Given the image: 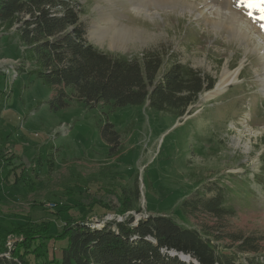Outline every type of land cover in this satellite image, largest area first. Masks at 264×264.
<instances>
[{
    "label": "rangeland",
    "instance_id": "1",
    "mask_svg": "<svg viewBox=\"0 0 264 264\" xmlns=\"http://www.w3.org/2000/svg\"><path fill=\"white\" fill-rule=\"evenodd\" d=\"M76 1L87 40L102 50L132 57L164 47L210 75L215 87L225 71L238 69L237 77L215 95L202 94L187 119L147 105L86 107L76 100L52 110V88L18 70L22 47L13 33L0 30V85L6 95L0 144L10 145L27 170L23 181L0 186L4 247L13 250L26 241L34 261L46 264L51 255L42 249L54 241L64 244L57 234L68 219L100 227L128 215L135 222L165 214L200 229L216 222L204 215L182 217L179 203L198 187L230 180L237 191L249 184L254 192L233 198L229 204L235 214L220 224L225 232L261 236L259 252L241 254L237 261L246 264L247 257H257L256 264H264V189L254 182V175H264V0ZM104 29L107 33L98 37ZM118 34L124 44L112 43ZM106 123L121 133L116 155H109L99 135ZM135 177L141 197L124 215L119 212L122 189L131 188ZM53 219L37 232L32 228L26 234L20 227L9 233L26 220ZM219 243L229 245V238Z\"/></svg>",
    "mask_w": 264,
    "mask_h": 264
},
{
    "label": "trees",
    "instance_id": "2",
    "mask_svg": "<svg viewBox=\"0 0 264 264\" xmlns=\"http://www.w3.org/2000/svg\"><path fill=\"white\" fill-rule=\"evenodd\" d=\"M81 9L76 0H0V30L13 33L22 47L23 65L18 70L35 75L52 88L48 101L52 110L64 109L76 100L86 107L147 105L182 118L192 114L200 96L215 87L210 75L183 63L164 47L146 49L132 57L98 48L86 38ZM5 99L0 85V109ZM99 135L109 155L119 153L121 133L113 124L106 123ZM24 165L10 145L0 144V186L7 188L23 181L27 172ZM254 178L264 189V175ZM242 181L246 183L240 178ZM227 182L198 187L179 203L182 217L208 216L216 222L213 225L185 227L165 214H150L135 222L128 215L120 221H103L100 227L68 219L57 234L63 236L64 244L56 246L54 241L50 249L48 244L42 249L51 255L46 264H242L237 261L239 255L258 253L261 236L225 232L220 221L235 214L229 204L233 198H248L254 191L249 184L237 191L236 183ZM140 197L135 177L131 188L122 189L119 212L125 215L135 210ZM54 220L38 224L26 220L9 233L20 227L26 234L32 228L37 232ZM4 232L0 226V264H41L35 262L26 241L8 251ZM226 238L230 244L220 247L219 242ZM246 259L247 263L258 262L257 257Z\"/></svg>",
    "mask_w": 264,
    "mask_h": 264
},
{
    "label": "bare ground",
    "instance_id": "3",
    "mask_svg": "<svg viewBox=\"0 0 264 264\" xmlns=\"http://www.w3.org/2000/svg\"><path fill=\"white\" fill-rule=\"evenodd\" d=\"M162 1V4L164 3L163 0H158ZM166 2V1H165ZM140 4V3H139ZM159 4H161L159 2ZM223 4V3H222ZM225 7V6H224ZM229 9V7H228ZM231 9V8H230ZM232 12V11H231ZM100 26V25H99ZM97 31V30H96ZM122 31V30H121ZM127 31V30H126ZM107 33V29L101 30L100 32H98V37H102L103 35H105ZM119 33V32H118ZM122 34V33H121ZM116 35V33L114 34ZM96 36V35H95ZM102 39V38H101ZM111 40V39H110ZM126 41V39H125ZM112 43L114 44H124V39L121 38V36H119V34L116 36V38H114L112 40ZM126 44V43H125ZM114 46V45H113ZM237 73H238V69L231 71H225L224 74L222 75V77L219 79L217 85H216V89L217 91L222 90L226 85H229V83L235 81L236 77H237ZM212 93V92H211ZM209 93L208 96L211 94Z\"/></svg>",
    "mask_w": 264,
    "mask_h": 264
},
{
    "label": "water",
    "instance_id": "4",
    "mask_svg": "<svg viewBox=\"0 0 264 264\" xmlns=\"http://www.w3.org/2000/svg\"><path fill=\"white\" fill-rule=\"evenodd\" d=\"M239 70H240V69H239ZM226 86H227V85H226ZM226 86H225V87H226ZM225 87H224V88H225ZM213 89H214V90H213ZM213 89L211 90V92H213V91H214L212 94H213V95H215V94L217 93V91L215 90V89H216V87H215V88H213ZM190 116H191V115H188V116L184 117V119H187V118H189ZM180 123H182V122H180Z\"/></svg>",
    "mask_w": 264,
    "mask_h": 264
},
{
    "label": "snow or ice",
    "instance_id": "5",
    "mask_svg": "<svg viewBox=\"0 0 264 264\" xmlns=\"http://www.w3.org/2000/svg\"><path fill=\"white\" fill-rule=\"evenodd\" d=\"M241 3H242V0H241Z\"/></svg>",
    "mask_w": 264,
    "mask_h": 264
}]
</instances>
